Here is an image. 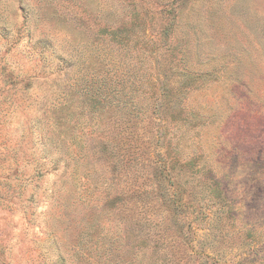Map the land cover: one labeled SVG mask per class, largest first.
Instances as JSON below:
<instances>
[{
  "label": "rangeland",
  "instance_id": "obj_1",
  "mask_svg": "<svg viewBox=\"0 0 264 264\" xmlns=\"http://www.w3.org/2000/svg\"><path fill=\"white\" fill-rule=\"evenodd\" d=\"M106 72L139 107L163 88L156 129L196 250L264 264V0H0V264H82L93 217L122 235L99 208L106 121L83 110Z\"/></svg>",
  "mask_w": 264,
  "mask_h": 264
},
{
  "label": "trees",
  "instance_id": "obj_2",
  "mask_svg": "<svg viewBox=\"0 0 264 264\" xmlns=\"http://www.w3.org/2000/svg\"><path fill=\"white\" fill-rule=\"evenodd\" d=\"M72 6H66L69 14L80 20ZM155 88L152 99L141 107L126 100L127 84L113 82L109 72L92 76L82 89L83 110L106 121L95 135L114 175L102 196L103 207H96L106 210L105 216L116 225H124L117 237L103 233L104 220L93 217L85 223L76 245L82 264H209L210 256L196 250L193 223L187 222L186 214L181 218L191 202L177 185V161L164 157L166 140L156 129L163 88ZM173 89L165 87V95ZM97 171L93 167L88 173Z\"/></svg>",
  "mask_w": 264,
  "mask_h": 264
}]
</instances>
